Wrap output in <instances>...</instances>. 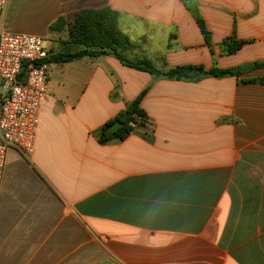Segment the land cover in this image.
Listing matches in <instances>:
<instances>
[{"label":"crops","instance_id":"obj_1","mask_svg":"<svg viewBox=\"0 0 264 264\" xmlns=\"http://www.w3.org/2000/svg\"><path fill=\"white\" fill-rule=\"evenodd\" d=\"M44 2L47 27L111 8L130 43L121 54L159 71L264 62V0ZM190 9L204 20L212 53ZM233 33L249 43L222 54ZM47 36L48 50L59 42L84 49L61 44L67 27ZM260 79L264 67L154 78L111 53L52 63L33 154L10 150L0 180V264H264ZM144 90L147 121L99 144L98 130Z\"/></svg>","mask_w":264,"mask_h":264},{"label":"trees","instance_id":"obj_2","mask_svg":"<svg viewBox=\"0 0 264 264\" xmlns=\"http://www.w3.org/2000/svg\"><path fill=\"white\" fill-rule=\"evenodd\" d=\"M190 11L210 49V52L212 53V42L204 20L197 11L191 9ZM117 24V12L109 7L82 9L76 12L68 22L65 18L59 17L53 24H51L49 29L51 31L60 32V30L67 27L68 37L66 40L62 41L61 44L83 46L84 49L75 52L60 50L59 42L57 51L50 49L45 61L49 64H64L79 60L83 57L94 58L111 53L123 65L147 72L154 78L190 81H197L203 77H237L241 73L251 71L255 68L264 67V62H255L230 68H217L214 66L208 70L197 65H181L170 68L166 71H159L146 59L131 61L121 54L120 51L128 49L130 43L128 42L127 37L120 32ZM247 43L249 42L237 39L233 33L231 36L223 39L219 44V47L222 54L233 55ZM253 81L255 80L250 79L242 82L251 83ZM258 81L264 82V79ZM146 91L147 90H144L133 102L128 104L121 114L113 120L105 123L98 130L97 140L99 144H106L114 139L123 140L133 130L134 125L137 123L144 124L147 121V115L140 107V100ZM115 121H119L121 126L115 132H110L108 127Z\"/></svg>","mask_w":264,"mask_h":264},{"label":"built area","instance_id":"obj_3","mask_svg":"<svg viewBox=\"0 0 264 264\" xmlns=\"http://www.w3.org/2000/svg\"><path fill=\"white\" fill-rule=\"evenodd\" d=\"M8 2L0 0V180L10 150L33 154L51 70L43 38L3 31Z\"/></svg>","mask_w":264,"mask_h":264},{"label":"rangeland","instance_id":"obj_4","mask_svg":"<svg viewBox=\"0 0 264 264\" xmlns=\"http://www.w3.org/2000/svg\"><path fill=\"white\" fill-rule=\"evenodd\" d=\"M3 31L33 35L45 41H53L47 36L52 31L45 24L44 0H12L4 15Z\"/></svg>","mask_w":264,"mask_h":264},{"label":"water","instance_id":"obj_5","mask_svg":"<svg viewBox=\"0 0 264 264\" xmlns=\"http://www.w3.org/2000/svg\"><path fill=\"white\" fill-rule=\"evenodd\" d=\"M120 126H121V123L119 121H115L109 125L108 130L110 132H115Z\"/></svg>","mask_w":264,"mask_h":264}]
</instances>
